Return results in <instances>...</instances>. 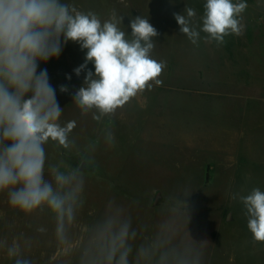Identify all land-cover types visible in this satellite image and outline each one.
<instances>
[{
	"label": "rangeland",
	"instance_id": "rangeland-1",
	"mask_svg": "<svg viewBox=\"0 0 264 264\" xmlns=\"http://www.w3.org/2000/svg\"><path fill=\"white\" fill-rule=\"evenodd\" d=\"M66 2L102 20L115 13L128 34L131 18H148L158 32L152 56L166 62L161 85L100 122L91 114L81 116L72 103L87 71L94 72L91 62L79 77L74 72L84 63L86 50L68 42L59 58L39 65L64 108L61 120L77 123L75 148L61 156L55 145H47L48 163L63 159L76 165L78 154L92 160L79 230L114 199L127 210L133 227L144 226L142 235H150L164 219L169 197L192 192L185 197L188 229L193 239L206 240L204 264H264V242L253 241L243 205L232 199L255 187L264 191V0H245L244 34L226 37L219 47L205 42L203 32L193 45L174 18L191 7L199 28L206 0ZM61 85L68 92L61 93ZM107 129L114 136L111 144L104 138ZM53 230L46 212L24 215L0 194V241H29L25 255L33 264H73L68 251L57 246ZM0 264H14L2 248Z\"/></svg>",
	"mask_w": 264,
	"mask_h": 264
},
{
	"label": "clouds",
	"instance_id": "clouds-1",
	"mask_svg": "<svg viewBox=\"0 0 264 264\" xmlns=\"http://www.w3.org/2000/svg\"><path fill=\"white\" fill-rule=\"evenodd\" d=\"M247 8L245 0H206L199 28L191 7L174 18L193 45L203 32L205 42L219 47L226 37L244 34ZM121 24L122 17L115 13L102 20L66 0H0V194L24 215L46 212L54 222L57 246L68 251L73 264H204L206 240L193 239L188 229L185 197L192 192L169 197L167 213L150 235H142L144 226L134 228L127 210L114 199L81 232L79 217L92 160L78 154L76 165L63 159L48 163L47 145H55L61 156L75 148L72 132L77 123L61 120L64 108L56 89L47 70L38 68L59 58L68 42L86 50L84 63L74 69L77 77L89 62L94 66L73 97L81 116L91 114L100 122L162 84L159 77L166 62L152 56L157 30L141 15L131 18L130 34ZM60 92H68V87L61 85ZM104 138L113 142L111 129ZM232 199L242 203L253 241L264 242V191L255 187ZM30 247L27 240L0 241L14 264H33L25 255Z\"/></svg>",
	"mask_w": 264,
	"mask_h": 264
}]
</instances>
